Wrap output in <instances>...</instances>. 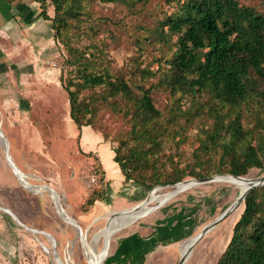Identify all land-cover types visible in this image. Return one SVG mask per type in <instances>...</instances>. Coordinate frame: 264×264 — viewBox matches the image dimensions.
I'll use <instances>...</instances> for the list:
<instances>
[{"label": "rangeland", "instance_id": "obj_1", "mask_svg": "<svg viewBox=\"0 0 264 264\" xmlns=\"http://www.w3.org/2000/svg\"><path fill=\"white\" fill-rule=\"evenodd\" d=\"M237 1L264 14V0ZM83 6L86 14L80 22L72 23L69 36L62 34L56 38L52 20L41 15V2L15 0L11 5L0 0V131L4 136L0 135V207L15 204L21 218L31 222L29 225L11 218L20 226L14 224L20 232L12 234L15 243L6 255L15 260L10 264H92L87 253L95 251L103 258L106 256L102 264H143L147 251L161 244L152 248L148 264H179L180 255L187 253L193 243L190 238L217 219L247 185L233 181L198 185L149 209L143 217L114 227L108 245L104 240L95 242L97 232L112 221L108 217L111 211L148 200L160 187L150 189L140 184L143 177L147 183L152 181L153 168L158 169L162 181L173 178L175 172L184 176L182 181L197 179L190 172L215 173L222 152L218 149L198 156L200 144L207 139L203 131L210 128L212 120L206 116L182 117L167 136L160 138V149L150 157L152 169L132 172L134 179L127 181L116 163L115 173L111 152L115 155L113 149L123 141L129 143L122 154L135 145L129 134L132 124L126 115L110 110L104 103L93 120L94 127L77 129L70 118L64 88L72 71L65 43L85 50L87 56L92 52L100 54L114 73L131 77L130 72L138 65L162 71L165 59L158 49L160 44L149 43L146 38L149 30L173 12L175 4L167 0H84ZM47 12L54 17L49 1ZM162 50L167 54L166 48ZM132 82L152 88L155 104L166 113L173 97L162 87H152L157 79L142 80L138 76ZM85 97H89L87 91L81 99ZM206 101L204 98L203 102ZM180 107L187 111L189 100ZM244 123L264 134L252 117L248 116ZM6 163L16 174L20 189L11 185ZM248 175L257 179L264 175V170L252 169ZM93 177L98 180L96 184L91 183ZM21 190L30 193L32 201L22 199ZM50 191L58 198L59 206ZM169 191L165 189L163 193ZM101 193L102 200L87 204L92 195ZM242 208L241 205L197 243L186 264H216L231 239ZM63 210L76 224H69ZM100 216L104 220L97 222ZM147 233L153 235L144 238ZM182 242L181 252L177 245Z\"/></svg>", "mask_w": 264, "mask_h": 264}, {"label": "trees", "instance_id": "obj_2", "mask_svg": "<svg viewBox=\"0 0 264 264\" xmlns=\"http://www.w3.org/2000/svg\"><path fill=\"white\" fill-rule=\"evenodd\" d=\"M7 1L12 5L15 0ZM37 1L41 2L42 17L52 20L56 38L69 36L72 23L80 22L86 14L84 0ZM47 1L54 8L53 18L48 15ZM167 1L175 4L173 12L149 30L146 38L149 43L160 44L158 49L165 59L162 71L138 65L130 72L131 77L114 73L100 54L92 52L87 56L85 50L65 43L67 63L72 68L64 85L71 120L78 130L94 127L93 120L104 103L129 118V134L135 145L123 154L129 141L113 149V160L127 181L134 179L132 172L152 169L150 157L160 149V138L167 136L182 117L206 116L212 120L210 128L203 131L207 139L200 144L198 156L212 150L222 152L215 173L202 175L192 171L191 176L248 177L252 169L264 170V134L244 123L248 116L252 117L255 126L264 132V14L237 0ZM138 76L142 80L155 78L157 83L152 87L170 92L173 102L166 113L155 104L152 88L133 85ZM85 91L89 97L81 99ZM185 100H189L190 108L181 111L180 104ZM152 177L149 183L141 178L140 184L151 189L185 179L175 172L173 178L162 181L157 168H153ZM103 194H94L97 198L92 195L87 204L102 200ZM242 206L231 239L216 264H264V186L247 194Z\"/></svg>", "mask_w": 264, "mask_h": 264}, {"label": "bare ground", "instance_id": "obj_3", "mask_svg": "<svg viewBox=\"0 0 264 264\" xmlns=\"http://www.w3.org/2000/svg\"><path fill=\"white\" fill-rule=\"evenodd\" d=\"M20 175L24 176L22 173ZM243 178H245V179H237L231 175H224V176L217 177L214 181L215 182H217V181H220V182L221 181H233V182H238V183H244L248 187L250 185V182L252 180H255V179H251L248 177H243ZM201 184H205V183H201ZM201 184H198L195 179H190L188 181L179 182V183H176L174 185L159 187V188L154 190V193L152 194V196L148 200L141 201L131 208H127V209L120 210V211H111L108 214V217L111 218L112 221L107 223L104 226V228H102L101 230H99L97 232V234L95 235V238H96L95 242L100 243L101 240H104L105 243H107L106 245H108V241L110 240V235L113 232L114 227L117 226V228H118V227L127 225V224L133 222L134 220L143 217L149 209H151L153 207H157V206L163 204L164 202L168 201L172 197L177 196L180 193L187 191L188 189L196 187V186L201 185ZM247 187H246V189H247ZM39 188H42V187L40 186ZM165 189L170 190V191L168 193H163ZM50 194L54 198L56 204L58 205V202H59L58 198H56L55 194L52 193L51 191H50ZM59 209H61V207H59ZM63 212H64V210H63ZM65 213L66 212H64V214ZM65 216H66V214H65ZM66 218L68 221H70L69 224H73L72 223L73 221L69 216H66ZM102 218H104V216L97 217L96 221L99 222L100 220H104ZM200 233H198L197 235H194L190 238L189 242H193V243L191 244L187 253H185L181 257L180 260H182L181 261L182 263L179 262V264L185 263L186 258L189 256L190 252L193 250L196 243L198 242L199 237H200L199 236ZM87 244H89L88 241H87ZM88 247L90 248V245H88ZM87 255H88L92 264H102V262L106 258V256H104V258H103V256H101L98 252H95V251H92L91 255L88 253H87Z\"/></svg>", "mask_w": 264, "mask_h": 264}, {"label": "crops", "instance_id": "obj_4", "mask_svg": "<svg viewBox=\"0 0 264 264\" xmlns=\"http://www.w3.org/2000/svg\"><path fill=\"white\" fill-rule=\"evenodd\" d=\"M0 47H2V45H0ZM14 154H16V152L14 153ZM12 155V154H11ZM13 156V155H12ZM16 156V155H15ZM110 158L112 159L111 160V165H113V166H111V168H115V173H118V170H116L117 168H118V166L116 167V163L114 162V160H113V158H114V153L113 152H111V156H110ZM105 164V163H104ZM6 166L8 167L7 168V170H6V174L9 176V178H10V182L12 183L11 185H13L15 188H19L20 187V185H19V182H18V180H17V176H16V174L13 172V170L11 169V167L9 166V164H7L6 163ZM105 167V166H104ZM106 168V167H105ZM11 171L14 173V174H12L11 173ZM106 171L108 172V174H109V171H108V169L106 168ZM11 173V174H10ZM21 174V173H20ZM23 174V173H22ZM109 179L110 180H112V176L109 174ZM20 189V188H19ZM22 191V190H21ZM21 198L22 199H24V200H28V201H32V196H31V194L30 193H27L26 191L24 192V191H22L21 192ZM6 206H8L7 207V209H9L12 213H14L15 214V216L19 219V220H21V221H23V222H25V223H27V224H31V222H29V221H24L22 218H21V213H19L18 212V210L16 209H14L15 208V204H8V205H6ZM84 217H86L85 215H84ZM11 218H13L12 216H10L9 214H6L5 212L3 213L2 211H0V264H10L11 263V261H15V260H13L11 257H8L6 254H7V252H8V250L9 249H11L12 248V244L13 243H15V240H13V238L11 237L12 236V234H14V233H18V232H20V230L17 228V227H20L15 221H13ZM79 221H82V220H80L79 219ZM17 226H15V225ZM22 228V227H21ZM153 233V232H152ZM139 235V234H138ZM151 235H153V234H150V233H147V234H145L144 235V238H146V237H150ZM140 237L141 236H143V235H139ZM141 238H143V237H141ZM159 245H161V244H158V245H154V246H152V248H153V250L155 249V248H157V247H159ZM163 245V244H162ZM182 245H183V242L182 243H180L179 245H177V248H178V250H180L181 252H182ZM197 245V244H196ZM195 245V246H196ZM179 246H180V248H179ZM152 248H150L148 251H147V253H146V256H145V258H144V260H143V264H148V261H147V259H148V256L153 252V250H152ZM152 250V251H151ZM180 251H179V253H180ZM5 254L4 256H2L1 254ZM192 253H193V250L190 252V254H189V256L186 258V260H185V263L184 264H186L187 263V261H188V259L191 257V255H192ZM115 254V253H114ZM114 254H113V257H114ZM181 255H180V259H181ZM180 262V261H179ZM16 263V262H15ZM112 264V263H111ZM113 264H115V263H113Z\"/></svg>", "mask_w": 264, "mask_h": 264}, {"label": "water", "instance_id": "obj_5", "mask_svg": "<svg viewBox=\"0 0 264 264\" xmlns=\"http://www.w3.org/2000/svg\"><path fill=\"white\" fill-rule=\"evenodd\" d=\"M0 135L4 138V136L2 135L1 131H0ZM5 140V139H4ZM6 140H5V150L8 149V146L6 145ZM18 175V174H17ZM221 175H215L213 177L210 178H206V179H195L196 182L198 184L201 183H208V182H212L214 181L217 177H220ZM237 179H245L243 177H235ZM264 186V175L252 180L250 182V185L247 187V189L239 196L238 199H236V201H234L217 219H215L213 222H211L210 224L206 225L201 233L199 234V240L197 243H199L207 234H209L214 228H216L217 226H219L220 224H222L223 222H225L244 202L247 194H249L253 189L258 188ZM160 187H165V186H160ZM0 210L4 211L5 213L9 214L10 216H12L13 218H17L15 216L14 213H12L9 209L7 208H2L0 207ZM73 220V219H72ZM73 222L76 224L75 220H73ZM196 243V244H197ZM56 254V252H55ZM182 260H180L181 262ZM182 263V262H181Z\"/></svg>", "mask_w": 264, "mask_h": 264}, {"label": "built area", "instance_id": "obj_6", "mask_svg": "<svg viewBox=\"0 0 264 264\" xmlns=\"http://www.w3.org/2000/svg\"><path fill=\"white\" fill-rule=\"evenodd\" d=\"M98 182L97 178L96 177H93L92 180H91V183L92 184H96Z\"/></svg>", "mask_w": 264, "mask_h": 264}]
</instances>
